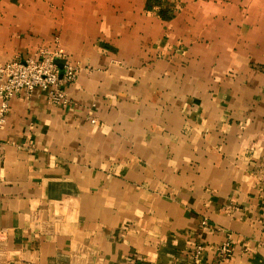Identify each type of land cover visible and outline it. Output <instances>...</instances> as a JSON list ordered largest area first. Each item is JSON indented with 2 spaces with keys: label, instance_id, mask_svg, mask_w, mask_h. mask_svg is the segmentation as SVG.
<instances>
[{
  "label": "crops",
  "instance_id": "crops-1",
  "mask_svg": "<svg viewBox=\"0 0 264 264\" xmlns=\"http://www.w3.org/2000/svg\"><path fill=\"white\" fill-rule=\"evenodd\" d=\"M158 1L0 0V63L78 67L8 102L0 264H264V0Z\"/></svg>",
  "mask_w": 264,
  "mask_h": 264
},
{
  "label": "built area",
  "instance_id": "built-area-1",
  "mask_svg": "<svg viewBox=\"0 0 264 264\" xmlns=\"http://www.w3.org/2000/svg\"><path fill=\"white\" fill-rule=\"evenodd\" d=\"M58 60L62 62L61 65H58ZM77 72L78 67L66 59L63 48L57 44L52 49L39 50L35 57L0 63V125L4 121L9 100L21 90L30 95L39 88L45 92L48 103L67 105L69 99L64 84L72 82ZM218 252L227 255L228 245H221ZM126 264L137 262L130 259Z\"/></svg>",
  "mask_w": 264,
  "mask_h": 264
},
{
  "label": "rangeland",
  "instance_id": "rangeland-1",
  "mask_svg": "<svg viewBox=\"0 0 264 264\" xmlns=\"http://www.w3.org/2000/svg\"><path fill=\"white\" fill-rule=\"evenodd\" d=\"M160 3H161V1H158V0H146V5L148 6V7H150V5H154V6H160ZM167 11V9H166V7H165V10L163 11L164 13ZM162 12V13H163ZM159 13H160V15H161V11L159 10ZM163 13V15L162 16H164V17H166V14H164Z\"/></svg>",
  "mask_w": 264,
  "mask_h": 264
}]
</instances>
